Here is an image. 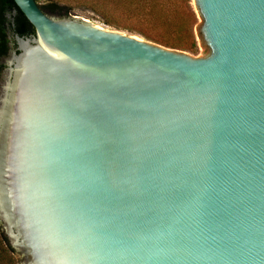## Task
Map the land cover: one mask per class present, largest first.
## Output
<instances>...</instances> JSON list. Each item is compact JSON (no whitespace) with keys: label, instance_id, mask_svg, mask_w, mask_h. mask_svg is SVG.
Masks as SVG:
<instances>
[{"label":"water","instance_id":"water-1","mask_svg":"<svg viewBox=\"0 0 264 264\" xmlns=\"http://www.w3.org/2000/svg\"><path fill=\"white\" fill-rule=\"evenodd\" d=\"M0 223L21 264H264V0H192L205 57L14 0Z\"/></svg>","mask_w":264,"mask_h":264},{"label":"rangeland","instance_id":"rangeland-1","mask_svg":"<svg viewBox=\"0 0 264 264\" xmlns=\"http://www.w3.org/2000/svg\"><path fill=\"white\" fill-rule=\"evenodd\" d=\"M55 1H59L61 5L67 3L74 6L75 15L108 29L126 32L164 47L189 53L195 57L208 55L207 49L198 39L197 28L201 21L195 14L192 0L167 1L166 8L172 20L169 24L151 21L142 13L128 14L123 11L114 13L110 17L117 24L115 26L106 23L101 14L98 15L92 10L90 6L94 2L93 0H38V3L45 5ZM80 6L85 7L79 8ZM97 9L101 11V6L97 5ZM18 257L21 264L22 258L19 254Z\"/></svg>","mask_w":264,"mask_h":264},{"label":"trees","instance_id":"trees-1","mask_svg":"<svg viewBox=\"0 0 264 264\" xmlns=\"http://www.w3.org/2000/svg\"><path fill=\"white\" fill-rule=\"evenodd\" d=\"M38 2V0H36ZM92 10L96 13L101 14L103 19L108 24L113 26L117 25L111 20V16L114 13L125 12L128 14L142 13L144 17L150 19L151 21H159L164 24H169L172 20L170 14L167 11L166 4L167 1L171 0H93ZM5 4L16 5L14 0H0V37L3 35V26L1 23L4 22V6ZM39 4V3H38ZM66 4V5H65ZM61 5L59 1L49 2L45 5H40L42 9L51 14H66L75 15L74 6L65 3ZM97 5L101 6V11L97 9ZM84 8L85 6H80L79 8ZM17 23L20 28L19 31L21 35H33L35 34L34 27L27 20L25 15L19 9V15L17 17ZM5 51V44L0 41V54ZM0 264H20V260L16 250L11 246L8 237L4 233L2 225L0 223Z\"/></svg>","mask_w":264,"mask_h":264},{"label":"flooded vegetation","instance_id":"flooded-vegetation-1","mask_svg":"<svg viewBox=\"0 0 264 264\" xmlns=\"http://www.w3.org/2000/svg\"><path fill=\"white\" fill-rule=\"evenodd\" d=\"M4 6V22L1 23L3 26V35L0 37L1 43L5 44V51L0 54V88L1 83L4 81L5 76L10 68V59L14 53L19 51V44L17 41V35L21 37H30L31 35H21L19 31V24L17 23V17L19 15V8L17 5L5 4Z\"/></svg>","mask_w":264,"mask_h":264}]
</instances>
